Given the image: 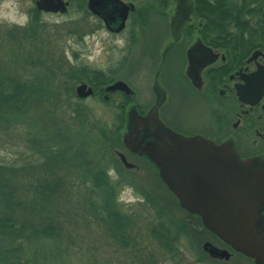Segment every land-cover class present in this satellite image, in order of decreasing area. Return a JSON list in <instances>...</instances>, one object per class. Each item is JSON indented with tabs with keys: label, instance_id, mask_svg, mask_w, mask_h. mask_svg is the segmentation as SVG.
<instances>
[{
	"label": "rangeland",
	"instance_id": "obj_1",
	"mask_svg": "<svg viewBox=\"0 0 264 264\" xmlns=\"http://www.w3.org/2000/svg\"><path fill=\"white\" fill-rule=\"evenodd\" d=\"M66 1L70 7L65 14L39 12L34 21L30 19L34 0H0V78L19 86L25 95L30 86L42 89L41 96L31 95L34 101L29 118L39 119L41 124L36 126L45 133L50 128L77 130V109L85 111L87 134L94 137L100 132L97 127L113 124L116 109L112 112V107L104 106L101 100H83L76 105L74 89L79 82H73L69 74L78 70L77 75L82 76V70L97 71L113 81L127 82L130 78L139 88L156 63L161 43L157 42L165 36V9L162 0H136L137 8L147 9L141 28L135 30L132 24L115 36L88 13L87 0ZM9 13L17 19L24 14L27 21L10 23ZM134 30L137 37L132 41L129 34ZM138 101L149 102L134 100ZM30 122L0 123V215L8 216L16 227L33 231L46 228L49 232L37 240L14 243L12 248L19 249L17 258L22 264H253L243 256L227 262L211 259L202 247L205 242L219 247L213 234L187 228L184 223L189 218L162 185L153 183L148 171H123L121 176L131 182L126 184L115 183L109 169L116 208L128 222L126 244L116 243L85 206L89 192L74 180L75 171H58L57 177L49 178L59 182L70 177L63 189L60 185L48 192L40 189L50 173L37 167L44 161L30 149L36 134V126L28 129ZM119 147L113 140L110 148ZM3 195L8 200L7 209L1 202Z\"/></svg>",
	"mask_w": 264,
	"mask_h": 264
},
{
	"label": "flooded vegetation",
	"instance_id": "obj_2",
	"mask_svg": "<svg viewBox=\"0 0 264 264\" xmlns=\"http://www.w3.org/2000/svg\"><path fill=\"white\" fill-rule=\"evenodd\" d=\"M135 1L121 0L125 4H132L133 9L129 10L124 28L119 33L110 31L101 18L90 14L103 24L109 34L122 35L132 24L135 25V30L142 26V19L147 9L137 8ZM64 2L68 3L66 0ZM192 2L191 14L185 17L181 31L175 34L170 23L178 11L177 7L181 4L178 5V0H162L161 6L165 9L162 13L166 21L165 36L158 40L157 44L161 43L158 46L156 63L148 71L144 84L139 88L136 86L137 82L133 84L130 78L128 83L124 80L107 79L106 84L100 85V81L91 76V80H83L75 86L77 88L85 84L92 92L89 97L83 99L76 97V88L74 89V97L77 100H101L104 106L112 107V112L116 109L114 116L123 111L122 128L109 131L116 133L114 141L120 146V149H112L110 154L115 165V168L110 169L116 179L114 182L131 184L121 176L123 171L140 174H146L148 171L153 183L162 185L175 202L176 199L160 179L157 167L146 157L123 145L125 116L129 107H134L139 117H145L153 111L165 129L180 136L201 137L216 146H227L232 149L239 163L256 166L253 169L264 172V45L240 58L230 57L222 49L207 46L201 33L204 19L195 17V2L194 0ZM69 7L68 3L67 9ZM168 8H170L169 12H167ZM135 30L129 34L132 41L137 37ZM119 81L129 88L128 94L124 91L106 90ZM126 100H129L127 104ZM134 100H149V102L140 104L139 101L135 103ZM126 164L131 167H126ZM179 211L189 218L185 222L187 228L192 227L195 231L210 233L203 228L198 216L191 215L181 208ZM261 214L264 218V208ZM212 238L219 246L214 245L216 248L227 250L231 254L230 259L242 256L221 243L215 236ZM247 260L252 262L246 258Z\"/></svg>",
	"mask_w": 264,
	"mask_h": 264
},
{
	"label": "water",
	"instance_id": "obj_3",
	"mask_svg": "<svg viewBox=\"0 0 264 264\" xmlns=\"http://www.w3.org/2000/svg\"><path fill=\"white\" fill-rule=\"evenodd\" d=\"M86 2L87 10L115 33L123 30L128 12L133 9L132 4L121 0ZM178 2L181 5L170 23L175 34L193 10L192 0ZM67 7L64 0H35V8L43 13L65 14ZM106 90L130 92L121 81ZM91 94L85 84L76 88L80 99ZM137 114L134 107H129L124 115L123 145L157 167L179 208L198 216L203 228L235 253L254 264H264V172L239 163L227 146H216L201 137L186 138L165 129L153 111L145 117ZM202 249L211 259L228 261L231 257L227 250L209 242Z\"/></svg>",
	"mask_w": 264,
	"mask_h": 264
},
{
	"label": "trees",
	"instance_id": "obj_4",
	"mask_svg": "<svg viewBox=\"0 0 264 264\" xmlns=\"http://www.w3.org/2000/svg\"><path fill=\"white\" fill-rule=\"evenodd\" d=\"M194 2L195 17L204 19L201 33L207 46L222 49L230 57L240 58L264 45V0H194ZM38 14L39 12L33 8L30 19L35 21ZM82 71V76L77 75L79 72L75 70L69 74V77H72L73 82H81L91 80L92 76L100 81V85L107 83V79L102 78L101 73L97 71ZM3 79L0 78V123L22 124L23 121L31 120L28 126L31 130L35 128L34 126L40 125L41 121L30 119L29 113L32 109L31 103L34 101L30 99L31 95L37 93L41 96L42 89L30 86L25 95L24 90L19 86L11 82L7 83ZM82 101L76 100V105ZM128 102L129 100L125 101L126 104ZM122 113L123 111L114 116L112 125L97 127L100 131L99 135L95 134L93 137L87 134L86 127L89 119L85 111L76 109L75 114L80 118L77 130L71 131L66 128L67 131H65L64 128L63 130L50 128L49 132L45 133L41 126H36V134L32 136L30 149L38 159L44 161L37 167L46 168L48 169L46 173H50L48 178L40 184V189L48 192L52 188L56 189L58 185L63 189L67 186L65 183L70 177L66 176L59 182L57 179L50 182L49 178L57 177L58 171L62 173L75 171L74 180L86 187L89 192L85 206L91 210L95 218L99 219V222L107 229L108 235L116 243L125 245L128 222L116 208L115 187H112L108 176L109 169L115 168L110 156L112 153L110 147L116 139V133L109 131L122 128L124 123ZM93 138L96 139L97 145L93 146L96 142H93ZM1 174L2 170H0ZM1 202L6 205L5 209L9 207L4 195ZM7 218L8 216L0 215V264H22L21 259L17 258L19 249L12 248L14 243L28 239L37 240L38 237L42 238L39 235H48L49 232L46 228L33 231L32 229L26 230L28 227H16Z\"/></svg>",
	"mask_w": 264,
	"mask_h": 264
},
{
	"label": "clouds",
	"instance_id": "obj_5",
	"mask_svg": "<svg viewBox=\"0 0 264 264\" xmlns=\"http://www.w3.org/2000/svg\"><path fill=\"white\" fill-rule=\"evenodd\" d=\"M9 17H10V20H9L10 23L14 22V23H21L22 24V23H25L27 21V16L24 14H21L19 19H17V16L14 13H9ZM9 17H4V18L8 19Z\"/></svg>",
	"mask_w": 264,
	"mask_h": 264
}]
</instances>
